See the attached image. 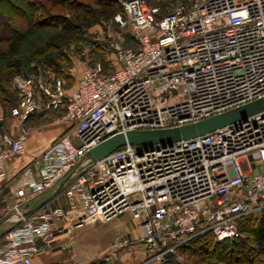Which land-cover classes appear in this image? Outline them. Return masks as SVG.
Masks as SVG:
<instances>
[{"label":"built area","instance_id":"built-area-1","mask_svg":"<svg viewBox=\"0 0 264 264\" xmlns=\"http://www.w3.org/2000/svg\"><path fill=\"white\" fill-rule=\"evenodd\" d=\"M129 28L108 44L112 71L96 62L72 78L15 75V135L0 134V178L24 153L33 114L61 134L22 170L5 214L18 217L0 243V264H33L58 233L129 214L102 259L134 253L137 264H190L179 248L209 232L238 238L236 219L264 211V109L208 133L167 143L125 144L91 160L90 149L131 130L181 127L264 97V0H190L158 16L147 0H118ZM61 190L35 211L32 200ZM55 199L63 204L52 205Z\"/></svg>","mask_w":264,"mask_h":264},{"label":"trees","instance_id":"trees-1","mask_svg":"<svg viewBox=\"0 0 264 264\" xmlns=\"http://www.w3.org/2000/svg\"><path fill=\"white\" fill-rule=\"evenodd\" d=\"M26 5L28 11L18 18L0 6V106L16 103L11 82L15 74L31 76L30 59L46 69L44 73L69 80L60 66L64 48L94 23L124 15L118 0H26ZM29 48L33 58L25 55ZM236 227L238 238L216 242L205 232L181 246L179 253L186 260L193 257L194 264H264V211L237 218Z\"/></svg>","mask_w":264,"mask_h":264},{"label":"crops","instance_id":"crops-1","mask_svg":"<svg viewBox=\"0 0 264 264\" xmlns=\"http://www.w3.org/2000/svg\"><path fill=\"white\" fill-rule=\"evenodd\" d=\"M65 82L67 83V87L72 86L73 82L71 78ZM9 110L10 109L6 112L0 110V134L9 133L11 135H15L13 119L9 115ZM52 119V115L33 114L29 116L25 122L29 130V135L25 140L24 153L9 163L6 177L0 178V243L2 242L4 233L18 224V217L14 214H5V208L9 201H12L15 188L22 186L25 182V179L21 174L23 168L34 157L42 153L62 132V126L53 122ZM52 193L53 192H47L32 200L27 206H25L26 211L28 212L33 209ZM51 204H63V200L55 199ZM87 226L89 225H86V227ZM82 228H84V226L72 230L70 235L65 232L56 234L51 241L50 247L40 251L33 257V264H97L96 260L100 255H104L107 252L111 243L118 235L128 234L132 240L137 238L135 229L130 230V234L125 230H122L121 233L119 232L120 230L117 229L109 235V239L103 243V246L99 251L95 253H88L82 250V248L78 245L77 231ZM131 231H135V234L132 235ZM67 235L71 236L73 240V242L70 243L73 252L71 257H63L61 254L62 251H67L66 249H68V246L63 244ZM145 256L146 253L142 247L140 245H136L133 254L129 255L124 251H119L111 256L107 261L101 259V263L137 264L142 261Z\"/></svg>","mask_w":264,"mask_h":264},{"label":"rangeland","instance_id":"rangeland-1","mask_svg":"<svg viewBox=\"0 0 264 264\" xmlns=\"http://www.w3.org/2000/svg\"><path fill=\"white\" fill-rule=\"evenodd\" d=\"M87 1L89 2L90 0ZM182 1L188 3L190 0H147V2L151 6L158 8V16L165 15L171 12ZM0 6L4 9H7V14H12L14 18H18L19 16H21V14L25 15L24 12L28 11L26 0H3ZM121 16L123 19L125 18L124 15L121 14ZM119 37H124L128 45L132 44L129 34V28L127 26L123 28L119 27L115 23L113 17L108 21L94 23L90 27L86 28L83 33L80 34L76 41L68 44L64 48V57L60 59L62 64L60 65L61 69L65 70L66 73H72L74 76H78V74L84 67L99 62L102 64V66H104L105 71H112L113 67L109 62L110 53L108 50V44L112 41H115ZM33 53V50L31 52L29 48L28 50H26L25 55H29L28 58H33ZM30 60L31 61L29 63V69H27V75L38 73L45 74L44 72L46 71V69H44L38 62H35L34 59ZM12 89H14L13 86ZM13 105L14 102L8 103L5 106L1 105L0 110L6 112ZM117 229L120 230L119 232L121 233L122 230H125L129 234L130 230L135 229L136 234L138 235L136 222L132 221L129 214L124 213L123 215L113 218L108 222H98L87 227L84 226V228L78 230V245L80 246V248H82V250L88 253H95L102 248L103 243H105L107 239H109V235H111V233H113ZM131 233L132 235H134L135 231H131ZM69 235H67L65 240L63 241V244L68 246V249H66L67 251H62L61 253L63 257H71V255H73L72 247L70 245L73 240ZM101 259L102 255H100L96 260L97 264H102ZM193 260L195 259H193V257H190V260L186 261L187 263L194 264Z\"/></svg>","mask_w":264,"mask_h":264},{"label":"water","instance_id":"water-1","mask_svg":"<svg viewBox=\"0 0 264 264\" xmlns=\"http://www.w3.org/2000/svg\"><path fill=\"white\" fill-rule=\"evenodd\" d=\"M264 109V97L252 101L245 105L233 108L231 110L222 112L220 114L205 118L195 123L183 125L170 129H155V130H131L125 134H116L97 146L90 149L87 156L91 160H99L117 148L125 144H152V143H167L177 141L180 139H187L197 135H202L213 131L225 124L231 123L235 120L242 119L250 114ZM66 179H64L58 188L46 199L36 205L28 213L37 210L57 193L60 192L61 187Z\"/></svg>","mask_w":264,"mask_h":264}]
</instances>
